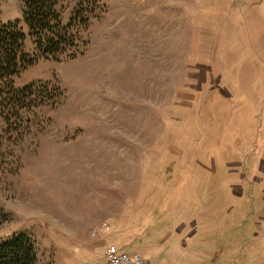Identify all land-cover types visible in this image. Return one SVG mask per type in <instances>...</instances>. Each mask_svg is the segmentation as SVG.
<instances>
[{"label":"rangeland","instance_id":"374dc122","mask_svg":"<svg viewBox=\"0 0 264 264\" xmlns=\"http://www.w3.org/2000/svg\"><path fill=\"white\" fill-rule=\"evenodd\" d=\"M74 10L73 47L40 56L0 0L34 60L13 86L65 96L20 140L0 120V242L27 234L35 264H104L108 245L264 264V0H71L63 24Z\"/></svg>","mask_w":264,"mask_h":264},{"label":"trees","instance_id":"16d2710c","mask_svg":"<svg viewBox=\"0 0 264 264\" xmlns=\"http://www.w3.org/2000/svg\"><path fill=\"white\" fill-rule=\"evenodd\" d=\"M68 1L71 0H21L24 25L40 56L57 57L73 47L71 27L78 16L75 19L74 10L65 24L61 19L62 5ZM23 40L17 24L0 26V120L5 126L2 133L14 132L18 140L23 136L21 126L30 121L31 113L43 106L55 107L65 98L64 92L54 83L32 84L23 89L13 86V79L34 62L23 52ZM242 149L240 147L238 152ZM156 191L159 193V189ZM158 204L162 208L164 198ZM35 263L36 246L27 234L19 233L0 242V264Z\"/></svg>","mask_w":264,"mask_h":264},{"label":"built area","instance_id":"2783aa9c","mask_svg":"<svg viewBox=\"0 0 264 264\" xmlns=\"http://www.w3.org/2000/svg\"><path fill=\"white\" fill-rule=\"evenodd\" d=\"M106 228V225H103L100 229ZM104 264H144V261L137 253L129 256L121 253L114 245H108L104 251Z\"/></svg>","mask_w":264,"mask_h":264}]
</instances>
